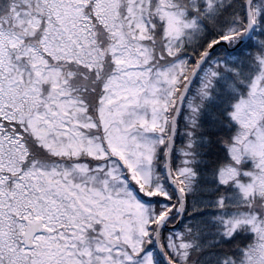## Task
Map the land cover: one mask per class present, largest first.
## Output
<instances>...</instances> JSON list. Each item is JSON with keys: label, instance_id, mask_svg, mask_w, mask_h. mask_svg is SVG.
<instances>
[{"label": "snow or ice", "instance_id": "snow-or-ice-1", "mask_svg": "<svg viewBox=\"0 0 264 264\" xmlns=\"http://www.w3.org/2000/svg\"><path fill=\"white\" fill-rule=\"evenodd\" d=\"M0 264H264V0H0Z\"/></svg>", "mask_w": 264, "mask_h": 264}]
</instances>
